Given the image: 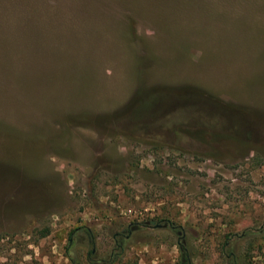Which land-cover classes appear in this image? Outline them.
I'll return each instance as SVG.
<instances>
[{"label":"rangeland","instance_id":"1","mask_svg":"<svg viewBox=\"0 0 264 264\" xmlns=\"http://www.w3.org/2000/svg\"><path fill=\"white\" fill-rule=\"evenodd\" d=\"M180 245L264 264V0H0V264Z\"/></svg>","mask_w":264,"mask_h":264},{"label":"trees","instance_id":"2","mask_svg":"<svg viewBox=\"0 0 264 264\" xmlns=\"http://www.w3.org/2000/svg\"><path fill=\"white\" fill-rule=\"evenodd\" d=\"M128 26H129V27H128V28H129V31L132 32V31H133V30H132V29H133V24L130 22ZM206 95H207V96H206V100H205V101H208V100L210 99V97H209L208 94H206ZM205 101H203V103H204ZM222 107H224V106H222ZM77 229H78V228H77ZM75 230H76V229H74L73 231H71V232L69 233L68 241H67V245H66V249H67V247H69L70 244H71L72 234H73V232H74ZM46 233H47V232L44 231V232L41 234V237H44V236L46 235ZM85 233H86V235L88 236L89 242H92V238H91V236L89 235V231H88L87 229H85ZM178 249H179L180 262H181V264H189V257H188V255H187L186 248H185L183 245H180V246L178 247ZM118 255H119V253L114 254L113 256H111V257H110V261H109L107 264H112V263H114V262L116 261ZM67 258H68V261H69L71 264H76V263L74 262V259H73L72 257L67 256ZM230 264H238V263H237V261H236L235 259H231Z\"/></svg>","mask_w":264,"mask_h":264},{"label":"flooded vegetation","instance_id":"3","mask_svg":"<svg viewBox=\"0 0 264 264\" xmlns=\"http://www.w3.org/2000/svg\"><path fill=\"white\" fill-rule=\"evenodd\" d=\"M176 125H177V124H176ZM176 125H175V126H176Z\"/></svg>","mask_w":264,"mask_h":264}]
</instances>
